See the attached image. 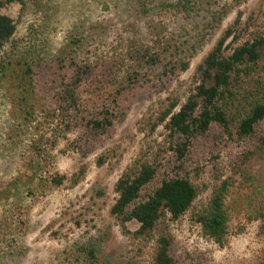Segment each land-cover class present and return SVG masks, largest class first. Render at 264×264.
Wrapping results in <instances>:
<instances>
[{
    "label": "rangeland",
    "instance_id": "374dc122",
    "mask_svg": "<svg viewBox=\"0 0 264 264\" xmlns=\"http://www.w3.org/2000/svg\"><path fill=\"white\" fill-rule=\"evenodd\" d=\"M117 3L24 0L23 5L0 6V14L16 25L0 54V224L6 226L0 231V264H152L156 240L166 232L175 264L256 263L264 257V218L259 217L264 214V200L257 182L247 175L249 171L256 176V169H251L254 152L259 150L255 138L227 135L213 124L204 136L193 135L186 142L172 135L165 123L159 124L158 117L170 103L181 104L194 93L203 79L199 65L227 28L232 27L234 40L226 41L225 54L240 42L264 34V0L239 4L221 0L230 9L219 27L189 29L198 47L189 68L163 85L148 82L129 88L116 99L112 125L95 131L86 122L99 116L106 95L82 92L79 108L83 111L67 114L57 92L67 84L66 66L70 71L74 63L81 65L107 43L72 46L60 59L56 50L65 45L71 26L85 20L112 25L114 35L120 25L114 11ZM111 40L112 36L108 44ZM256 50L264 54V46ZM126 59L120 62L128 64ZM53 65L52 73L48 68ZM262 71L259 67L248 77L242 74L243 95ZM60 80L64 81L59 85ZM257 134L264 136V122ZM184 143L179 159L176 150ZM134 162L154 164L159 169L157 182L176 171L191 178L201 193L198 203L221 180L231 177L224 244L216 251L200 250L204 244L192 218L194 206L176 221L161 216L144 235L136 234L135 221L125 224V232L110 209L117 198V180ZM58 178L60 184L55 182ZM246 196L253 202H247ZM90 249L95 262L89 257Z\"/></svg>",
    "mask_w": 264,
    "mask_h": 264
},
{
    "label": "trees",
    "instance_id": "16d2710c",
    "mask_svg": "<svg viewBox=\"0 0 264 264\" xmlns=\"http://www.w3.org/2000/svg\"><path fill=\"white\" fill-rule=\"evenodd\" d=\"M233 1L239 4L246 0ZM220 2L119 0L114 11L120 25L114 35L111 33L113 26L101 20L73 24L67 32L65 45L56 50L58 59L72 46H89L90 42H97L101 47L107 44L103 51L91 52L81 65L72 61V70L65 67L63 71L68 81L57 92L58 103L65 107L67 114L82 112L79 108L82 92L105 94L99 116L86 122L92 130L105 131L112 125L118 96L135 84L149 82L163 85L169 77L189 68L190 60L198 50L197 41L189 37V29L212 25L219 27L230 9L229 5ZM10 3L23 5L24 0H0V6ZM15 31L13 20L0 14V54ZM232 35V27L227 28L199 65L203 79L195 87L194 93L181 104L177 101L170 103L160 113L158 123H165L172 135H178L186 142L193 135L204 136L213 124L221 127L227 135L255 138L259 150L254 152L257 154L254 155L251 169H256V176L249 171L247 175L254 183L257 182L258 195L264 200V136L257 134L260 124L264 122V54L260 55L256 50L264 46V34H258L254 40L240 42L225 54V43L229 38L234 40ZM110 36L112 40L108 44ZM125 57L128 64L120 62ZM54 66L48 68L52 73ZM59 66L62 70L61 64ZM259 67L263 71L251 79L252 84L243 95L240 92L244 84L242 74L248 77L249 71L251 73ZM60 81L59 85L64 80ZM185 147L186 143L176 150L179 159L183 157ZM179 173L173 172L170 177L157 182L159 169L154 164L134 162L115 184L117 198L110 213L119 218L124 231L125 224L135 221L139 224L136 234L144 235L153 230L161 216L167 215L171 221H176L194 206L192 218L200 233L199 240L204 244L200 250L203 253L216 251L224 244L228 234L230 212L226 199L232 185L231 177L221 180L209 192L207 199L198 203L201 194H198V188L191 178ZM61 181L62 178L55 180L56 184ZM146 189L148 192L144 193ZM246 201L253 202V198L246 196ZM263 215L261 212L259 217L264 218ZM5 227V224H0V231H4ZM171 242L167 232L165 236H158L152 264H175L169 251ZM93 253L92 249L88 252L95 262ZM253 264H264V257Z\"/></svg>",
    "mask_w": 264,
    "mask_h": 264
}]
</instances>
